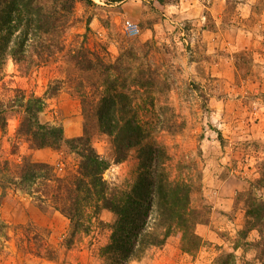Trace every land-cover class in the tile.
<instances>
[{"label":"rangeland","instance_id":"rangeland-1","mask_svg":"<svg viewBox=\"0 0 264 264\" xmlns=\"http://www.w3.org/2000/svg\"><path fill=\"white\" fill-rule=\"evenodd\" d=\"M91 1L77 3L65 51L40 66L6 60L0 163L31 157L62 179L79 169L68 145L31 150L17 138L22 108L13 101L22 90L45 99L41 122L62 127L66 139L88 129L96 152L111 162L104 179L128 191L138 177L140 152L115 163L114 137L88 117L81 97L86 91L97 105L108 86L125 84L171 178L194 187L191 206L199 214L195 243L176 230L164 246L129 264H264L262 235L250 230L247 217L251 197L264 201L257 186L264 165V0ZM127 21L138 26L137 36L126 33ZM79 52L93 61L92 70L76 66ZM1 196L0 188V264H106L101 249L110 243L113 212H101L89 234L73 238L70 220L52 207L14 187Z\"/></svg>","mask_w":264,"mask_h":264},{"label":"trees","instance_id":"trees-1","mask_svg":"<svg viewBox=\"0 0 264 264\" xmlns=\"http://www.w3.org/2000/svg\"><path fill=\"white\" fill-rule=\"evenodd\" d=\"M78 2L0 0V80L9 58L26 68L27 64L40 66L65 51V35L76 20ZM91 20L87 21L85 40L91 32ZM97 60L104 65L99 56ZM75 62L82 71L93 69V61L86 54L79 52ZM134 94L123 84L120 90L108 86L97 105H93L92 95L86 91L81 96L84 107H89L88 117H96L99 130L114 137L115 163L125 161L134 149L140 152L138 177L128 191L111 188L104 179L111 162L96 152L88 129L80 138L66 139L62 127L41 122L40 115L47 107L45 99L34 94L26 96L22 90H16L13 101L22 108L17 138H24L31 150H58L68 145L80 159L79 169L76 175L62 179L50 164L31 157H25L20 164L9 160L0 163L1 198L14 187L38 205L52 207L70 220L73 238L80 233L89 234L93 219L99 220L101 212H113L116 219L109 226L110 243L101 249L106 264L140 260L150 248L164 246L176 230L190 236L193 243L198 239L193 232L199 224V214L191 206L194 187L171 178L164 152L154 146L150 131L138 120ZM262 170L257 186L264 189V165ZM258 187L255 186L257 190ZM250 207L253 208L247 212L248 226L260 231L264 246V201L251 197ZM71 244L72 241L67 243ZM48 257L54 258L53 254Z\"/></svg>","mask_w":264,"mask_h":264},{"label":"built area","instance_id":"built-area-1","mask_svg":"<svg viewBox=\"0 0 264 264\" xmlns=\"http://www.w3.org/2000/svg\"><path fill=\"white\" fill-rule=\"evenodd\" d=\"M125 29H126V33L130 36V37H135L139 34V29L138 26L135 25L133 22L131 21H127L125 23Z\"/></svg>","mask_w":264,"mask_h":264},{"label":"crops","instance_id":"crops-1","mask_svg":"<svg viewBox=\"0 0 264 264\" xmlns=\"http://www.w3.org/2000/svg\"><path fill=\"white\" fill-rule=\"evenodd\" d=\"M189 2V1H188ZM192 3H194V5H197V4H195V2H190L189 4L191 5ZM216 3V2H215ZM188 3H187V5H189ZM215 8H216V4H215ZM132 19H134V18H132ZM135 20V19H134Z\"/></svg>","mask_w":264,"mask_h":264}]
</instances>
